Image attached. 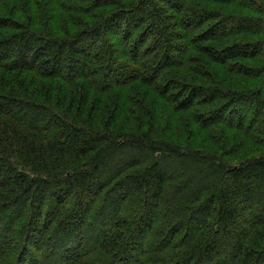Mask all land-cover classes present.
<instances>
[{
  "label": "trees",
  "instance_id": "obj_1",
  "mask_svg": "<svg viewBox=\"0 0 264 264\" xmlns=\"http://www.w3.org/2000/svg\"><path fill=\"white\" fill-rule=\"evenodd\" d=\"M0 264H264V0H0Z\"/></svg>",
  "mask_w": 264,
  "mask_h": 264
},
{
  "label": "rangeland",
  "instance_id": "obj_2",
  "mask_svg": "<svg viewBox=\"0 0 264 264\" xmlns=\"http://www.w3.org/2000/svg\"><path fill=\"white\" fill-rule=\"evenodd\" d=\"M79 5V4H78ZM83 7H84V5L83 4H81ZM66 13H67V16H75V15H77V13L75 14V12H72V11H66Z\"/></svg>",
  "mask_w": 264,
  "mask_h": 264
}]
</instances>
